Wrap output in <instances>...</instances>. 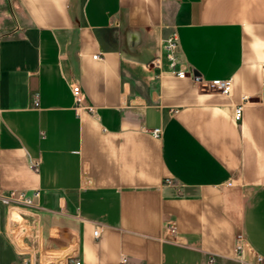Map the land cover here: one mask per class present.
Here are the masks:
<instances>
[{
    "label": "crops",
    "instance_id": "obj_1",
    "mask_svg": "<svg viewBox=\"0 0 264 264\" xmlns=\"http://www.w3.org/2000/svg\"><path fill=\"white\" fill-rule=\"evenodd\" d=\"M173 31L228 96L146 67ZM263 68L264 0H0V193L41 192L0 204V264L264 257Z\"/></svg>",
    "mask_w": 264,
    "mask_h": 264
},
{
    "label": "built area",
    "instance_id": "obj_2",
    "mask_svg": "<svg viewBox=\"0 0 264 264\" xmlns=\"http://www.w3.org/2000/svg\"><path fill=\"white\" fill-rule=\"evenodd\" d=\"M163 52L161 56L154 57L146 67L152 69L156 72V76L159 78L168 76L183 80H188L195 85H203L208 90H214L222 95L228 96L232 91L231 80H214L205 81L200 73L188 62L184 61L181 57L180 52V40L177 31H173L167 38L163 41ZM97 59V56L95 57ZM262 76L264 78V68L262 70ZM73 96L75 99V104L77 108L82 106L84 97L83 90L80 86H74L72 89ZM34 104L36 107L39 106L38 98L35 97ZM243 105H238L235 108V121L240 122L243 118ZM88 110L91 113H95L93 107H89ZM151 133L157 137L161 138L163 131L161 128L154 129ZM40 165V160L31 163V167L34 170H38ZM166 184L168 186H174L173 181L167 180ZM41 197L40 191H8L6 193H0V204L6 207H18V208H32L37 207L39 199ZM169 230L173 236L176 238V243L185 244L183 239L178 236L176 232V227L174 224L169 226ZM100 231H95V237H99ZM245 245L244 238L238 236L236 239V250L241 252ZM68 264V263H67ZM73 264H82L79 260H75ZM119 264H131L128 256L123 255L120 258ZM205 264H224L219 261L216 255L210 254L208 256L207 262ZM234 264H264V257L258 256L254 261H240Z\"/></svg>",
    "mask_w": 264,
    "mask_h": 264
},
{
    "label": "rangeland",
    "instance_id": "obj_3",
    "mask_svg": "<svg viewBox=\"0 0 264 264\" xmlns=\"http://www.w3.org/2000/svg\"><path fill=\"white\" fill-rule=\"evenodd\" d=\"M20 226V228L23 226V225H19Z\"/></svg>",
    "mask_w": 264,
    "mask_h": 264
}]
</instances>
